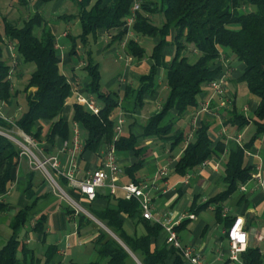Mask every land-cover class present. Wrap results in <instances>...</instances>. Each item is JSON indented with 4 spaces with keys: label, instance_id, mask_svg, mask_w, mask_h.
<instances>
[{
    "label": "trees",
    "instance_id": "16d2710c",
    "mask_svg": "<svg viewBox=\"0 0 264 264\" xmlns=\"http://www.w3.org/2000/svg\"><path fill=\"white\" fill-rule=\"evenodd\" d=\"M69 1L76 5V13L60 17L79 19V38L83 44H87L89 36L96 38L99 29L109 31L112 43H121L126 38V17L130 14L134 0ZM157 14L164 16L161 24H156L152 19ZM45 22V17L37 11L21 25L10 24L6 17L0 20V36H6V39H1L2 43L0 42V101L10 104L20 93L18 89L13 88L12 67L4 57V43L14 42L21 60L24 63H35V69L22 89L26 108L15 120V125L27 134L55 146L58 139L62 143L71 135L70 122L63 116L66 101L71 94V85L61 70L56 38L46 29L40 34L34 33V29ZM132 28L137 35L158 36L159 40L148 54L138 40L134 37L128 38L126 52L138 60L149 57L153 64L148 73L139 77V85L135 89L126 88V95L134 97L136 105H142L144 96L156 90L160 69L165 71L168 93L160 111L149 116L142 124L141 135L130 132L115 139L114 113L119 107V101L115 92L102 90L100 70L88 52L84 66L88 82L83 90L100 101V110L95 114L78 103L73 104V120L79 122L86 132L84 151L98 152L100 148L111 143L117 151H131L139 160L127 166L125 171L135 183H140L136 172L143 166L142 158L147 150L146 146L141 145V139H164L170 141L171 148L185 144L183 154L175 166L180 175H186L212 156L222 155L226 151V144L224 140L214 143L208 122L202 121L194 129L193 137L188 139V134L178 127V121L190 107L197 105L198 96L204 87L219 77L223 69V62L220 60L221 49L227 48L228 53L244 64L238 79L246 82L250 93L258 98L259 104L251 117L237 108L230 111L227 123L239 128L253 123L256 126L255 134L249 143L229 150L222 178L226 183L225 189L196 209L197 211L213 204L216 216L221 220L224 205L238 191L239 184L252 178L253 170L246 160L245 148H249L254 140L264 133V0H142L141 9L137 12ZM75 44L76 39L73 38L70 54H77ZM169 44L175 47L171 59L165 54V48ZM41 120L50 121L45 133L42 126L38 125ZM0 125L5 128L13 126L2 117ZM44 147L49 149L47 145ZM20 159L19 147L8 137L0 135V195L9 191ZM60 184L65 188L67 180L61 177ZM32 186L30 179L26 188L28 198L33 197ZM38 199L39 197L31 199V202L20 208L11 219L13 234L0 249V264L38 262L32 249L22 245L17 236L18 230L27 221L29 211ZM90 203L88 211L118 238L104 229L99 230L92 240L98 263L137 264L132 257L134 254L142 264H183L184 259L179 250L169 245L166 239L163 244H157L162 226L142 216L138 199L115 197L110 193L97 191ZM3 207L5 204L0 203V210ZM69 211L74 212L70 209ZM78 216L80 224L82 220L87 219L82 212H78ZM125 217H136L145 232L128 233L124 227ZM45 218L44 214L41 215L33 227L43 235ZM234 218H225L229 226ZM180 227L181 224L175 229L178 231ZM52 253L53 247H50L47 259ZM241 258L244 264H262L264 261L260 248L253 246H248L241 253Z\"/></svg>",
    "mask_w": 264,
    "mask_h": 264
},
{
    "label": "crops",
    "instance_id": "0c3cea01",
    "mask_svg": "<svg viewBox=\"0 0 264 264\" xmlns=\"http://www.w3.org/2000/svg\"><path fill=\"white\" fill-rule=\"evenodd\" d=\"M48 2L50 1L10 0L6 14L4 15L0 11V20L2 17H6L10 24L19 25L30 16L22 17L23 14L20 13L22 6H33L36 8L37 12L42 14L41 11ZM56 2V5L52 9L53 19L50 23L45 22L42 26L38 27L40 28L38 34H40L43 29H46L56 38V48L61 60V70L68 77L69 70L67 67L71 64L70 62H72V58L70 57V52L62 53L64 46H62V48L59 46L58 38L60 37V33L62 36L71 37L68 28L71 25L73 17H69L68 19L60 17L61 15H68L65 13L55 16V13L59 9L58 7L66 4L67 0H56ZM135 36L130 37H134L137 40V37ZM96 38L102 40L105 44L104 47H101L98 50L99 53L113 52L117 55L116 59H124L123 73L117 76L112 82L117 83V88L114 90H106L116 93L115 97L119 101V107L117 108L116 113L118 114L119 112H122L125 114V122L123 124V132L121 135H128L130 132L136 135H141L143 131L142 124L149 116L160 111L162 103L168 93V86L165 80L161 77V72L162 70L164 71V69H160L158 72L159 77H157L156 80V90L153 93L144 96L142 105H136L134 97L126 95V88L131 87L132 89H135L139 85V77L150 71L153 60L149 57L138 60L134 56L129 55L120 42H111V35L106 29H99ZM1 39L5 40L6 36L1 34L0 42ZM158 40V36L154 37L152 47L158 42ZM167 47L165 48V54L168 59H171L175 50L172 49L170 53H167ZM121 52H123V54ZM5 56L6 59L9 57L8 50ZM221 56L220 60L223 62V69L218 78L224 77L225 79V86L229 98L228 102L226 105H220L218 99L215 97L210 102L209 110L202 111L201 108L203 102L206 101L211 94V87L210 85H207L199 94L197 105L190 107L178 121V127L189 134L191 132L193 133L194 129L202 121L208 122L210 124L209 133L214 143H217L219 140H224L226 151L220 156H212L209 158L207 164L193 168L186 175H180L176 172L175 166L178 159L183 154L185 144L171 148L170 141H167L166 144L161 145L164 149L163 154L166 157L164 166L158 165L155 172L149 174L145 167L148 162L150 163L153 160H157V155H151V161H147L146 159L150 153H154L151 147L161 141L159 138L154 137L141 139V145L146 146L147 150L142 158L143 166L136 172V177L140 182H147L153 185L151 193L154 212H165L167 216L174 221H179L177 225L181 224V227L177 233L183 244H192L197 250L202 252L205 256V261L208 264H238L237 262L228 259L229 243L226 238V232L229 225L225 219L227 217L234 218L238 215L244 217L245 227L248 233V244L246 248L248 246L259 247L264 259V239H258V234L264 233V183L260 184L257 178L258 174L264 176V137H262V135L256 138L249 148H245L246 160L248 164L252 166L253 170L252 178L245 183L239 184L238 191L225 203L224 207L228 209V214L223 215L221 220L218 219L213 204L196 211V209L201 204L205 203L210 197L225 189L226 183L222 178L224 176L225 163L229 150L249 143L255 134L254 132L250 139L246 138L253 123L239 128L236 125H231L226 122L229 113L233 108H237L248 117L253 116V113L259 104V100L250 93L246 82L238 79L244 69V64L233 54L228 53L227 50L221 49ZM86 63L87 61L85 62L83 58L78 66L84 68ZM71 70L74 73L73 77H77L83 85H86L88 82L87 72L86 74H80L78 76L74 72V65H72ZM156 101L158 102L154 105ZM74 102V98H72V100H69L68 98L66 101L63 116L67 120L68 115L71 112L73 114ZM11 105L12 103L7 104L0 101L1 114L9 117H17L22 114L15 113ZM145 106L151 108L152 111L154 109L155 112L149 116L143 114L142 111ZM49 124L50 121L48 120H41L38 122V125L42 126L44 133L47 131ZM72 132L73 130L71 126L70 137L72 136ZM239 134L241 135V141L237 138ZM82 137L85 139L86 136L82 133ZM39 141L42 146L47 145L49 148L48 150L45 149L47 153L57 154L59 156L62 162V168L67 167V153L63 152L60 148L62 144L60 139L57 140L55 146H50L45 140ZM102 148H100L98 152L89 150L82 152L78 160L80 167L79 178L85 177L88 171L93 170L98 165V154ZM138 160L139 157L132 152L130 157H125L123 162L126 166L124 168L119 160L123 169V174L116 178V182L119 185L132 182V178L125 171V168L138 162ZM161 167L167 168L166 176L159 175V169ZM140 170L143 171L142 175L139 174ZM64 178L67 180V186L64 188L61 185V187L66 191V195L71 197L84 209V211L81 212L87 217V219L82 220L81 224L79 223V211H76L70 205L64 207L58 201L59 198H62V195L53 189L52 184L45 179L41 172L31 167L26 157L20 159L9 191L4 195H0V203L5 204V207L0 210V219H7L10 223L11 219L20 208L29 204L31 199L39 197L36 204L30 209L27 221L17 232L20 243L27 248L32 249L35 257L38 258V262L35 264H100L97 262L98 255H81L80 253H83V250L81 249V251H78V247H83L86 243H89L91 244L93 251L96 252L92 240L98 235L100 229L106 230L111 235L113 234L114 237L116 235L88 211V208L91 205L90 199L81 193V191L75 187L68 178ZM30 179H32L33 182L32 198H28L26 195V188ZM97 191L106 194L110 193L107 185L98 188ZM114 196L122 197L120 195ZM69 209L74 212H70ZM205 210H211L214 214L215 223L211 229L209 227L210 222L201 216L202 212ZM43 214L46 217L44 223L45 235L33 229L37 219ZM191 214L194 215L193 218L190 217ZM70 223H73V228L67 230ZM91 223L94 224L90 225ZM24 227L25 231L23 232L22 228ZM124 227L130 234H138L137 230L139 227L142 229L143 233L145 232L144 227L137 222L136 217H125ZM219 228L221 229L219 230ZM53 231H56V235H54L53 240L51 241L49 240V236ZM12 234L13 231L12 233H3L0 231V249L7 243V240ZM21 235H23V237H21ZM4 236H6L5 240ZM165 239L166 232L162 228L157 239V244H163ZM33 242L40 243L41 247L38 249L37 246H32ZM50 247H53V253L51 254L52 256L47 259L46 256ZM93 251L91 252L93 253ZM71 257L80 260L75 261L74 258ZM132 257L137 264H142L134 254H132ZM68 258H70L69 261ZM104 262L105 260L103 263ZM183 264L189 263L184 260Z\"/></svg>",
    "mask_w": 264,
    "mask_h": 264
},
{
    "label": "built area",
    "instance_id": "2783aa9c",
    "mask_svg": "<svg viewBox=\"0 0 264 264\" xmlns=\"http://www.w3.org/2000/svg\"><path fill=\"white\" fill-rule=\"evenodd\" d=\"M141 2L142 0H134L130 14L126 17L128 33L127 37L121 42L123 47H125L128 37L135 36L132 27L136 21L137 12L141 9ZM6 47L9 51V57L11 58L13 72V66L16 65L19 60L16 44L14 42H6ZM68 81L71 85V94L68 97L69 100L74 98V103H78L90 112L97 114L100 110V104L96 97L84 92V85L77 77H68ZM209 85L211 87V94L208 99L203 102L201 108L202 111L209 110L210 102L215 97L218 99L220 105H226L229 99L224 77L214 79ZM0 117L13 125L11 128H5L0 125V135H4L13 141L20 149V157H26L31 167L41 172L45 179L52 184L55 191L58 190L59 192H62L64 196L68 198V201L73 204L72 207L75 210L78 211L77 206L80 205L66 195L60 184L61 177L68 178L70 182L90 200L95 197L98 188L106 185L112 195H120L126 199H138L142 216L153 222L159 223L162 226L166 232V242L179 250L185 261L189 264H208L206 263L205 256L202 252L197 250L192 244H183L181 242L177 230L175 229L179 221H174L172 218L168 217L165 212H154L151 193L152 184L147 182H129L119 185L116 182V178L123 174V169L118 160L116 153L117 150L113 143L104 146L101 149L98 154V165L93 170L88 171L85 177L79 178L80 167L78 160L84 151L85 146V139L82 137L79 122L73 121L72 136L69 139L64 140L61 144V150L67 153V167L62 168V162L57 154L47 153L37 137L27 134L15 125V120L19 116L9 117L2 115L0 112ZM124 122L125 114L119 112L114 126L115 139L121 136ZM192 137L193 133L191 132L188 134V139H191ZM262 137H264V133L262 134ZM237 138L241 141L240 134ZM187 143L188 142H186V144ZM208 162L209 159L205 160L202 165H205ZM159 175L166 176L167 168L161 167L159 169ZM257 178L260 184L264 183V176L258 174ZM222 212L223 215H227L228 209L224 207ZM190 217L193 218L194 215L191 214ZM226 238L229 243L228 259L237 262L238 264H244L241 258V253L245 250L248 244V233L245 227V219L242 215H238L234 218L226 232ZM258 239H264V233H259ZM262 264H264V261Z\"/></svg>",
    "mask_w": 264,
    "mask_h": 264
},
{
    "label": "rangeland",
    "instance_id": "374dc122",
    "mask_svg": "<svg viewBox=\"0 0 264 264\" xmlns=\"http://www.w3.org/2000/svg\"><path fill=\"white\" fill-rule=\"evenodd\" d=\"M9 2L10 0H0V11L5 15L7 12V9L9 7ZM56 0L55 1H50L48 2L42 9V14L45 16L46 22L50 23L51 20L53 19L52 17V9L54 8V6L56 5ZM58 11L55 13V16H58L60 14H70V13H75L77 8L76 5L74 3H72L71 1L66 2V4H63L62 6L58 7ZM22 9V10H21ZM20 9V13L23 14L22 17H27L29 15H33L36 12V8H34L33 6L29 7H23ZM16 15V14H15ZM153 21H155L156 24H161L162 21L164 20V16L162 14H157L155 16L152 17ZM22 22L19 24L21 25ZM69 31L71 33V37H65L62 36L61 33L59 34L60 37L58 38V44L59 46L62 48V46H64L63 48V52L69 53L71 48H72V44H73V38L76 39V50H77V54H70L71 58H72V62H70L68 65V77H73L74 73L71 70L72 65L75 66V74H77L78 76L80 74H86V71L84 70V68H80L78 65L81 63V61L85 60V62L87 61V55L88 52L91 53V56L94 60V62L98 65V68L100 70L101 73V88L102 90H108V89H116L117 88V83H112L113 80L119 76L120 74L123 73L124 71V59H116L117 55L113 52L110 53H103V52H98V50L101 47H104V43L102 40L98 39V38H94L92 36H89V40L87 42V44H83L81 39L79 38V34L81 32V27H80V21L78 18L73 17L71 20V25L69 26ZM40 31V28L36 27L34 29V33L38 34V32ZM135 37H137V40L140 42L141 45H143L146 48V52L149 54L152 50V42L154 41V37H149V36H142V35H137L135 33ZM127 37V36H126ZM129 38V37H128ZM127 38V40H128ZM131 38V37H130ZM170 41V40H169ZM175 50V47L172 44H169L167 47V53H170L171 50ZM223 50H228L227 48H222ZM61 51V50H60ZM175 52V51H174ZM6 53H7V47H6V42L4 43V57L6 58ZM123 54V52H121ZM7 63L12 65L11 63V58L8 57L7 58ZM35 69V63L34 62H29V63H24L21 60V57H19L18 62L16 63V65L13 66V72L11 74V78L13 81V88L14 90H19L20 93L18 95L17 98H15L12 102V107L14 109V112L17 114H20L24 111V109L26 108V100H25V94L22 92V89L29 77V75L31 74V72ZM159 77V76H158ZM161 77L163 80H165V73L162 70L161 72ZM98 101V100H97ZM158 101H156L154 103V105L157 103ZM98 103L100 104V101H98ZM20 108V110H19ZM154 109L152 111L151 108H148L147 106H145L143 108L142 113L149 116L150 114L154 113ZM72 112L68 115V120L70 122V125L72 126L73 123V115H71ZM114 114H116L114 116L115 119H117V113L115 112ZM20 116V115H19ZM126 126V125H125ZM81 129V133H83V135H86L85 130L83 129L82 126H80ZM256 130V126L254 124L251 125L250 131L249 133L246 135L247 139H250V137L254 134ZM161 142H158L157 144H154L151 149H153L154 153H150V155H148L147 157V161H151V155H157V160H153L152 162H148V164L146 165L145 169L148 171L149 174H153L155 172V169L158 165H163L166 162V157L163 154V148H162V144H166L167 140L164 139H159ZM117 155L119 157V160L121 161L122 167L124 168L126 166V164L123 162L125 160V157L128 156L130 157L131 155V151H118ZM140 175H142L143 171L140 170L139 171ZM52 189V187H51ZM57 193L62 195V198H59L58 201L65 207V206H72L73 204L70 203L67 199L66 196H64V194L62 192H59L58 190H56ZM64 192L66 193V191L64 190ZM67 194V193H66ZM78 201V200H77ZM79 202V201H78ZM77 209L79 212L84 211V209L81 206H77ZM77 211V210H76ZM1 215V212H0ZM202 217H204L206 220H208V222H210L209 227L210 229L212 228L213 224L215 223V218H214V214L212 213L211 210H205L202 212L201 214ZM94 223H91L90 225H93ZM68 229L70 230L73 228V223H70L68 225ZM23 232L25 231V227L22 228ZM221 228H219L220 230ZM0 231L3 233H12V229L10 227V223L7 219H0ZM22 232V233H23ZM65 232V231H64ZM63 232V233H64ZM138 234H142L143 231L142 229L139 227L137 230ZM58 234V232H57ZM54 235H56V231H53L52 234H50L49 236V240H53ZM35 236V234H34ZM59 236V234H58ZM21 237H23V235H21ZM6 236H4V240H5ZM32 246H37V248L39 249V247H41L40 243L38 242H33ZM81 249L83 250V253H80L81 255H97L95 251H93V248L91 246V244L86 243L85 246H81L78 247V251H81ZM39 251V250H38ZM93 251V253L91 252ZM74 258L75 261H79L80 259H76L75 257H71ZM70 260V258H68V261Z\"/></svg>",
    "mask_w": 264,
    "mask_h": 264
},
{
    "label": "water",
    "instance_id": "95a60500",
    "mask_svg": "<svg viewBox=\"0 0 264 264\" xmlns=\"http://www.w3.org/2000/svg\"><path fill=\"white\" fill-rule=\"evenodd\" d=\"M113 235V234H112ZM116 237V236H115ZM117 238V237H116Z\"/></svg>",
    "mask_w": 264,
    "mask_h": 264
}]
</instances>
